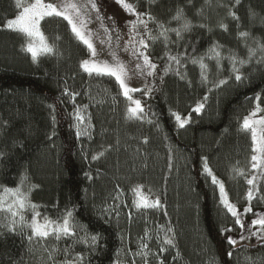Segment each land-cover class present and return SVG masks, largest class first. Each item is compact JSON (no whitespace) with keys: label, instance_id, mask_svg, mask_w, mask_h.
I'll return each instance as SVG.
<instances>
[{"label":"trees","instance_id":"trees-1","mask_svg":"<svg viewBox=\"0 0 264 264\" xmlns=\"http://www.w3.org/2000/svg\"><path fill=\"white\" fill-rule=\"evenodd\" d=\"M21 2L28 5L33 0ZM130 2L137 12L150 13L167 28L191 22L179 44L170 46L173 54L187 48L188 53L201 56L218 42L224 46L222 56L234 53L247 60L249 48L255 49L251 62L240 69L246 78L236 82L230 78L227 59L218 69L216 61L206 57L209 81L229 80L208 94L205 102L207 88L200 84L197 65H187L183 80L172 72L163 74L168 61L164 43L158 39L150 42L149 50L163 79L158 75L160 86L153 95L137 93L144 97V119H129V103L117 82L83 71L81 62L89 58V52L66 21L56 17L42 21V31L54 52L33 60L24 50L26 38L4 27L21 9L15 0H0V204L6 206L14 199L4 188H16L26 176L21 191L37 186L29 198L40 206L39 212L55 219L62 210L72 209L85 231L101 237L94 251L77 243L66 257L64 249L71 240L33 238L29 242L31 230L17 227L15 233L9 231L3 226L6 214L0 212V264H64L76 253L85 256L84 264H117L128 241L141 237L166 249L167 264H264V244L232 247L226 243V237L236 238L241 229L220 203L217 185L203 170L207 158L241 211L249 206L246 178L255 174L259 191L250 202L252 212L244 216L251 220L255 213H264V176L261 169L251 170V133L241 129L257 96L264 115V49L258 47L264 45V0H240L234 8L235 0ZM181 9L182 19H172ZM230 9L239 22L228 15ZM221 23L228 26L227 31ZM148 28L158 35L156 23L149 22ZM240 31H248L250 38L238 37ZM169 36L176 40L174 32ZM201 102L202 111L193 112ZM77 113L83 122L76 119ZM173 113H191L192 120L181 128ZM78 128L83 133L79 138ZM101 152L102 156L93 159ZM234 169H242L244 175ZM137 185L143 186L148 197L158 198L163 208L137 211L132 204V189ZM118 193L122 195L114 201ZM115 205H119L115 211L105 215L104 210ZM24 215L31 219V211ZM161 226L173 229L174 236L168 235L173 236L175 247L163 245ZM224 228L232 231L222 234ZM77 232L82 234L79 228ZM53 248L58 251L50 259L48 251Z\"/></svg>","mask_w":264,"mask_h":264},{"label":"snow or ice","instance_id":"snow-or-ice-1","mask_svg":"<svg viewBox=\"0 0 264 264\" xmlns=\"http://www.w3.org/2000/svg\"><path fill=\"white\" fill-rule=\"evenodd\" d=\"M115 2L121 6V8L130 16L135 19L130 21L127 28V32H122L115 24L112 17L105 18L101 15L100 8L97 5V0H34V3L24 5L21 0H15V6L21 9L19 14L13 18L8 19L5 23V28L9 31L17 32L26 38L24 50L31 54L33 60H36L40 54H52L54 52V45H50L47 42V37L41 31L40 23L46 17L62 18L70 26V30L77 40L82 43L89 52V59H85L81 62V67L84 72L89 76L95 75L96 77H109L114 79L119 88L122 90V95L130 101V105L127 109L128 118L135 120L144 119V107L141 103V99H134L131 93L141 91L139 87L130 86V81L137 75L153 77L160 75L156 72L158 65L152 60L149 48L150 43H155L156 40L160 39L164 43L166 52L165 56L168 63L163 69V74L167 75L172 72L180 79H185L187 76V65L189 63L197 65L200 69V84L207 88V93L203 97V101H207L208 94L212 91L223 87L228 83L229 78L220 79L217 81H209L208 79V65L205 63V58L216 61V67H221V61L227 59L231 65L232 76L236 82H241L246 77L240 71L242 67L251 62L252 56L255 55V49L249 48V57L247 60L239 59L234 53H230L227 57L222 56L223 45L214 43L208 49L207 53L201 56H195L188 53L185 48L183 53L176 52L172 53L170 50L171 45H178L180 40L183 39L182 31L189 30L192 25L190 21H184L182 27L167 28L161 22L156 21L148 12H137L136 7L130 0H115ZM155 0H149V3H154ZM207 2V0H206ZM240 3V0H235V4L232 5L234 8ZM183 10H178L176 15L172 18L174 20H181ZM228 15L235 21L239 22V16L235 11L231 9ZM105 19L110 23L105 24ZM93 22H97L100 25V30L95 31L89 27ZM153 22L157 24L158 35H152V30L148 28V23ZM200 27H205L201 24ZM220 27L224 30H228L226 24L221 23ZM174 32L176 40H171L169 33ZM240 38H250L248 31L238 32ZM58 38V37H57ZM99 45V47H98ZM258 47L264 49V45ZM127 54L131 58V62L124 59L121 53ZM192 52H195L193 47ZM256 63H261L260 59L256 60ZM185 69V71H181ZM160 79H163V75H160ZM187 84L191 85V80L186 81ZM150 91V90H149ZM67 94V90H66ZM76 95V94H73ZM259 101V96L255 98ZM204 108V103H198L193 109L194 112L200 113ZM261 109L259 105L252 111L249 116H246L241 123V129L250 131L252 141V155L250 157L251 170L255 172L257 169H261V175L264 176V129L260 130L258 135L257 128L255 125H264V117L260 119H253L257 116V113ZM176 121L180 127L190 120V117L182 118L179 114L173 113ZM76 119L83 122L84 117L77 113ZM151 123L152 121H148ZM82 131L78 128L76 135L79 138L82 135ZM89 138L91 136L89 135ZM147 142V141H145ZM101 152L98 156H93V159H98L102 156ZM203 170L208 177L211 178L213 185H217L220 193V203L227 210L228 213L234 217L235 225L241 229V240L248 239L251 235H257L260 242H264V214L255 213L257 217L251 220L250 225H245L242 217L249 212H252L250 202L255 198L254 192L259 191L258 185L255 184L257 176L251 175L250 178H246V183L250 186L246 193V198L249 201V206L243 211L239 210L236 205L228 199L227 192L225 191L224 183L217 178L213 173V170L208 166L207 158L203 160ZM238 175L243 176L244 172L242 169H234ZM27 177H22L20 184L16 188H4V192L10 193L14 199L11 203L6 206L0 204V212L5 213L3 217L4 227H7L9 231L15 233L16 228L27 227L31 230L30 234L27 235L29 242L36 238L38 241H47L52 239L54 241L71 240V245L64 249L65 256L69 254L70 247L77 243L86 245L91 250H95L99 245L101 237L99 234H90L85 231V226L80 225L73 216L72 209H64L61 214L55 219L49 217L47 214H42L37 209L40 207L30 200V194L33 187L31 186L27 191H21V186ZM150 191V190H149ZM134 199L132 201L133 207L137 210H149V209H162L163 205L161 201L156 199H149L148 195L144 193L142 185H137L132 189ZM122 193H118L114 197V201L120 199ZM119 205L109 206L105 209V215H108L111 211H115V208ZM127 207V204H124ZM31 211V219L26 220L24 212ZM118 214V213H117ZM131 212L128 213L129 219H131ZM258 226V228H257ZM80 229L82 234H78L77 229ZM247 228L249 237L243 235L244 230ZM257 229L255 232L252 229ZM161 231H164V236L159 237L162 239L163 245L175 247L174 242V231L171 227L165 228L161 226ZM232 231L231 228L222 229L224 232ZM168 233H173V236H169ZM149 236L145 232V237ZM141 243L139 244V250L133 253L132 264H135V257H142L144 264H148L147 257L149 255L148 243L143 242L144 237H141ZM226 243L232 247L238 244V240L233 237H226ZM166 249L161 247L160 252H164ZM47 251V249H46ZM58 249L53 248L48 251V256L51 259L54 252ZM159 253H156L158 255ZM228 257L232 256L231 251H227ZM85 256L81 253L73 255L71 260L67 258L64 264H84ZM160 264H163L160 261Z\"/></svg>","mask_w":264,"mask_h":264},{"label":"rangeland","instance_id":"rangeland-1","mask_svg":"<svg viewBox=\"0 0 264 264\" xmlns=\"http://www.w3.org/2000/svg\"><path fill=\"white\" fill-rule=\"evenodd\" d=\"M46 2H47V0H46ZM31 3H34V0ZM97 5L100 8L101 15L104 16L105 18L112 17L115 21L116 26L122 32H127V30H128L127 26L129 24V22L135 19L134 17L127 14L121 8V6L115 2V0H97ZM42 21L40 23L41 31H42V26H41ZM108 23H110V21L105 19V24H108ZM89 27L95 31L100 30V25L97 22H93L92 24L89 25ZM98 47H99V45H98ZM149 53H150V50H149ZM121 55L124 57L125 60L131 62V58L127 54L122 52ZM152 60L157 64V62L153 58H152ZM156 72L159 73V67H157ZM129 83H130V86L139 87L141 89V91L131 93V95L133 96L134 99H141V103H142L144 110H145L144 97L137 96V93L141 92V93H144V96H150V95H153L155 92H157L159 89V86H160V82L158 80V75L153 76V77L137 75ZM128 103H129V106H131L130 101H128ZM257 105H259V104H258V101L255 99V104L253 106V109L249 112V114L257 108ZM259 107L261 109V106H259ZM176 114H178V113H176ZM249 114H247L246 116H249ZM179 115L182 118L190 117V120L184 126H186L192 120V114L191 113H189L187 115H181V114H179ZM261 117H264V115L262 114V111L258 112L257 116L254 117L253 119H260ZM177 124L179 125L178 122H177ZM255 127L257 128L258 135L260 133V130L264 129V125L258 124V125H255ZM258 170L259 169H257V171ZM218 191H219V188H218ZM225 191L227 192L226 187H225ZM219 195H220V193H219ZM227 195H228V192H227ZM149 199H152V198L149 197ZM228 199L230 200L229 195H228ZM230 202H232V201L230 200ZM262 214H264V213H262ZM255 218H257V217H254L253 219H255ZM242 219H243L246 226L250 225L251 220H253V219L248 220L245 216H243ZM257 228H258V226H257ZM256 230L257 229H255V228L252 229L253 232H255ZM243 235L245 237H249V232L247 231V228L244 230ZM240 237H241V230H240V233L236 236V239L238 240V244L235 247H242V246L254 247V246L264 244V242H260L258 240L257 235H251L248 239H244V240H241ZM143 242L148 243V246H149V255L147 257L148 264H160V261H162L163 264H167V257L165 256L164 252L159 251L158 245L153 241V239L145 238L143 240ZM140 243H141V239L140 240H137V239L129 240L128 243L126 244V247L124 248L123 252L120 254L117 264H132V260H133L132 254L139 250V244ZM156 253H159V254L156 255ZM135 264H144L143 258L139 257V256L135 257Z\"/></svg>","mask_w":264,"mask_h":264}]
</instances>
